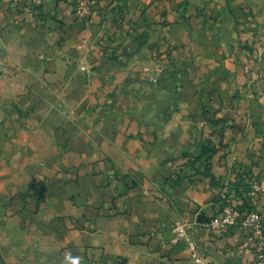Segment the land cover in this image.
I'll return each mask as SVG.
<instances>
[{
	"label": "crops",
	"instance_id": "0c3cea01",
	"mask_svg": "<svg viewBox=\"0 0 264 264\" xmlns=\"http://www.w3.org/2000/svg\"><path fill=\"white\" fill-rule=\"evenodd\" d=\"M112 1L100 0L92 25L109 28L105 37L72 0H0V196L45 191L38 219L54 221L53 264H192L186 241H170L179 217L194 223L208 263L251 264L250 249L237 251V226L218 231L197 217L222 213L227 179L264 177V134L210 121L244 126L237 72L222 68L228 53L204 30L215 21L194 16L191 37L179 22L185 11L239 4L127 0L128 19L116 21ZM183 59L194 61L173 67ZM205 146L211 158L192 165ZM244 187L231 190L232 203L264 213V194Z\"/></svg>",
	"mask_w": 264,
	"mask_h": 264
},
{
	"label": "rangeland",
	"instance_id": "374dc122",
	"mask_svg": "<svg viewBox=\"0 0 264 264\" xmlns=\"http://www.w3.org/2000/svg\"><path fill=\"white\" fill-rule=\"evenodd\" d=\"M41 1L34 0V5L41 4ZM234 1L239 6L235 7L233 5L232 7L235 8H229V10L218 13L206 12L205 15L201 14V12L191 14L189 11H185L181 15L178 13L180 15L179 22L186 27L189 37H191L192 35L190 34L198 31L193 19L194 16H203L207 22L215 21L214 26L208 25L204 30L207 35L220 39L218 45L228 53L227 60L219 61L222 68L226 71L233 70L237 72L235 74V79L237 80L234 84L236 86L233 88L234 94L232 96L234 99L245 100L243 105L245 109L242 108L243 112L238 114V116L243 115L244 119L247 117L244 126L237 123L234 118H218L211 115L210 121L214 125L223 126L221 131H225L227 127H230L253 131L256 134H264V118L262 117L264 115V0ZM99 4L100 0H72L73 13L86 24L87 28H91L96 33L100 32L101 34L103 32L105 37H107L112 35L109 28L108 30L104 28L98 30L92 27L95 23L94 20L99 14ZM112 4L116 21L128 19L127 0H113ZM29 11H32V8ZM179 35L181 36V34ZM182 45L184 46V44ZM171 50L172 48L169 47L166 52ZM190 61L194 60L183 59L172 65L176 69L182 70L183 68H189L187 63ZM80 68L86 69V66L81 65ZM253 100L261 106V109H259L260 113L254 112L251 106L247 104V102L250 103ZM245 175L247 177L243 178ZM242 178L240 184L243 185L246 181L250 186L253 179H264V177L254 176L251 171H246ZM229 180L231 185L239 182L238 180L236 182H233L232 179ZM249 190L250 187L247 191L248 193ZM45 195V191L35 192L32 189L28 191V194L24 190L16 195L6 193L0 196V261L5 259L8 264H53L56 251L51 246L59 237L55 235V231H51V228L55 230L56 227L53 225L54 221H40L38 219V216L40 217V206L45 200H43ZM230 197L232 196L230 195ZM248 197H250L249 194ZM221 200L223 201V212L228 202ZM241 209L245 212L242 207ZM252 209L255 208L252 206ZM261 213L264 218V213ZM39 228H42V232L45 233L37 234ZM241 243L239 242V245H237L238 252H240L239 246H241ZM49 247L51 248L50 250ZM60 255H62V252Z\"/></svg>",
	"mask_w": 264,
	"mask_h": 264
},
{
	"label": "built area",
	"instance_id": "2783aa9c",
	"mask_svg": "<svg viewBox=\"0 0 264 264\" xmlns=\"http://www.w3.org/2000/svg\"><path fill=\"white\" fill-rule=\"evenodd\" d=\"M231 181L227 179L221 189L220 197L228 203L225 205L223 212L214 220H211L210 225L218 231L224 228L237 226L245 235L244 240L239 246V250L250 249L253 252L251 264H264V218L263 214L256 209H251L246 212L232 203L229 196L232 190ZM250 197H256L264 194V179L251 182ZM194 223L183 218H176L171 224L172 236L170 241L176 243L179 240H185L189 250L192 264H215L208 263L201 255V246L193 234ZM223 264V263H216Z\"/></svg>",
	"mask_w": 264,
	"mask_h": 264
},
{
	"label": "trees",
	"instance_id": "16d2710c",
	"mask_svg": "<svg viewBox=\"0 0 264 264\" xmlns=\"http://www.w3.org/2000/svg\"><path fill=\"white\" fill-rule=\"evenodd\" d=\"M214 152H215V148L213 146H209V147L205 146V149L201 152V154L198 157H196V159L194 161L195 164L193 163L192 165L205 164L211 158V156L213 155ZM180 177H181L180 174L174 175L173 180L174 181H178L180 179ZM238 184H240V180H239L238 183L237 182L236 183H232V187L231 188L232 189H236ZM248 185H249L248 183H244L243 184V186H245L244 188H246V189L248 188ZM230 194H231V192H230ZM230 194H229V196H230ZM249 203L250 202L247 201L248 208H249V210H251L252 209V205H250Z\"/></svg>",
	"mask_w": 264,
	"mask_h": 264
},
{
	"label": "water",
	"instance_id": "95a60500",
	"mask_svg": "<svg viewBox=\"0 0 264 264\" xmlns=\"http://www.w3.org/2000/svg\"><path fill=\"white\" fill-rule=\"evenodd\" d=\"M197 222L199 223H203V222H207L210 223V219H208L205 214H199L197 217Z\"/></svg>",
	"mask_w": 264,
	"mask_h": 264
}]
</instances>
